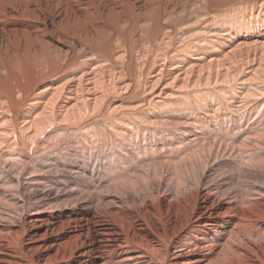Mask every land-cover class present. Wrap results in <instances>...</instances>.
Instances as JSON below:
<instances>
[{
    "label": "bare ground",
    "instance_id": "6f19581e",
    "mask_svg": "<svg viewBox=\"0 0 264 264\" xmlns=\"http://www.w3.org/2000/svg\"><path fill=\"white\" fill-rule=\"evenodd\" d=\"M200 2L0 0V264H264V9Z\"/></svg>",
    "mask_w": 264,
    "mask_h": 264
},
{
    "label": "rangeland",
    "instance_id": "374dc122",
    "mask_svg": "<svg viewBox=\"0 0 264 264\" xmlns=\"http://www.w3.org/2000/svg\"><path fill=\"white\" fill-rule=\"evenodd\" d=\"M218 2H221V4L225 6L219 13L213 9V6L210 7L209 5V7H207L208 5L206 6V3L200 2L198 7L195 6V8L192 9L196 19L202 20L201 23L216 24L222 16H224V11H230V14L234 12H242L245 14L253 12L254 14L264 9V0H218ZM253 6L254 8H252Z\"/></svg>",
    "mask_w": 264,
    "mask_h": 264
}]
</instances>
